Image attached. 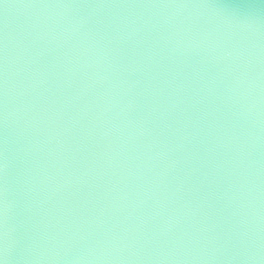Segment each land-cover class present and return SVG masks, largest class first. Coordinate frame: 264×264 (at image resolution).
<instances>
[{
  "label": "water",
  "instance_id": "water-1",
  "mask_svg": "<svg viewBox=\"0 0 264 264\" xmlns=\"http://www.w3.org/2000/svg\"><path fill=\"white\" fill-rule=\"evenodd\" d=\"M0 264H264V0H0Z\"/></svg>",
  "mask_w": 264,
  "mask_h": 264
}]
</instances>
